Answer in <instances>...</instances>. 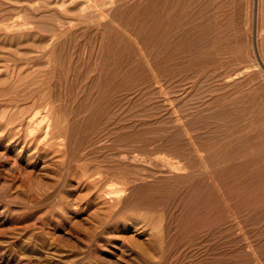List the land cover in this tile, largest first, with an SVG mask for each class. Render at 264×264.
Wrapping results in <instances>:
<instances>
[{
    "label": "rangeland",
    "instance_id": "1",
    "mask_svg": "<svg viewBox=\"0 0 264 264\" xmlns=\"http://www.w3.org/2000/svg\"><path fill=\"white\" fill-rule=\"evenodd\" d=\"M0 264H264V0H0Z\"/></svg>",
    "mask_w": 264,
    "mask_h": 264
},
{
    "label": "bare ground",
    "instance_id": "2",
    "mask_svg": "<svg viewBox=\"0 0 264 264\" xmlns=\"http://www.w3.org/2000/svg\"><path fill=\"white\" fill-rule=\"evenodd\" d=\"M260 1H261V0H260ZM253 64H254V63H253ZM248 67H249V66H248ZM252 67H253V66H252ZM252 67H251V68H252ZM244 68H245V67H244ZM249 68H250V67H249ZM247 69H248V68H247ZM236 72H237V70H236ZM241 72H244V71H241ZM238 73H239V72H238ZM233 74H235V73L233 72ZM229 75H230V74H229ZM237 75H240V74H237ZM237 75H236V76H237ZM233 76H234V75H233ZM228 77H229V76L227 75V78H228ZM231 77H232V76H231ZM231 77H229V79H230ZM223 79H224V77H223ZM234 80H235V79H233V81H234ZM34 113H35V112H34ZM36 116H37V114H36ZM40 116H41V114H40ZM44 116H45V115H44ZM33 117H34V116H33ZM46 117H47V116H46ZM40 118H41V117H40ZM42 118H43V117H42ZM42 118H41V119H42ZM44 118H45V117H44ZM26 119H27V118H26ZM37 119H38V118H37ZM37 119H36V120H37ZM41 119H39V120H41ZM27 120H29V119H27ZM34 120H35V118H34ZM43 120H44V119H43ZM48 120H49V119H48ZM48 120H47V121L45 120V121L48 122V124H49L50 121H48ZM37 121H38V120H37ZM37 121H36V122H37ZM28 122H30V121H28ZM33 122H34V121H33ZM36 122H35V123H36ZM26 123H27V122H26ZM35 123H34V125H35ZM38 123H40V121H39ZM41 123H42V122H41ZM46 124H47V123H46ZM48 124H47V125H48ZM29 126L31 127V125H29ZM45 128H46V127H45ZM27 129H28V127H27ZM178 167H179V166H178ZM178 167H177V168H178ZM177 168H176V169H177ZM174 169H175V168H174ZM115 186H116V185H115ZM111 187H112V186H111ZM113 187H114V185H113ZM114 188H115V187H114ZM110 189H111V188H110ZM117 189H118V188H117ZM117 189H115L116 192H121L120 190H117ZM120 189H122V188H120ZM112 190H113V189H112ZM112 190H111V191H112ZM115 190H113V191H115ZM122 191L124 192V190H122ZM110 193H111V192H109L108 194H110ZM112 193H113V192H112ZM112 193H111V194H112ZM114 194H115V193H114ZM117 195H118V193H117ZM119 195H120V194H119ZM118 197H119V196H117V198H118Z\"/></svg>",
    "mask_w": 264,
    "mask_h": 264
}]
</instances>
